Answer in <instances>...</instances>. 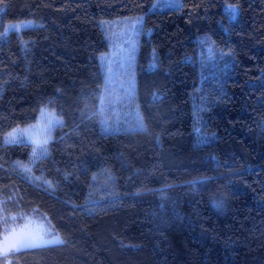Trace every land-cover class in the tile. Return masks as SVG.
Returning a JSON list of instances; mask_svg holds the SVG:
<instances>
[{
  "label": "trees",
  "instance_id": "trees-1",
  "mask_svg": "<svg viewBox=\"0 0 264 264\" xmlns=\"http://www.w3.org/2000/svg\"><path fill=\"white\" fill-rule=\"evenodd\" d=\"M154 1L0 0V33L30 23L0 36V238L30 222L63 240L0 264H264V0ZM125 17H142L145 127L105 134L99 58ZM204 38L228 65L200 80ZM42 106L64 126L29 165L32 145L2 138ZM197 128L214 135L198 143Z\"/></svg>",
  "mask_w": 264,
  "mask_h": 264
},
{
  "label": "rangeland",
  "instance_id": "rangeland-1",
  "mask_svg": "<svg viewBox=\"0 0 264 264\" xmlns=\"http://www.w3.org/2000/svg\"><path fill=\"white\" fill-rule=\"evenodd\" d=\"M157 9L175 8L167 7L166 0H155L149 10ZM137 18L129 19L125 17L114 21L108 38L109 51L101 54L99 58L105 76V87L100 101L101 107L98 112V123L102 131H104L105 127L113 129L114 131L112 132L117 130L139 129L135 125L140 117L133 104V85L136 75L135 59L138 48L137 37L142 27V17H139L141 18L139 22H137ZM29 25L30 23L8 24L5 29H8V31L17 30L15 26H19V29H21ZM221 52L227 55L226 51L215 49L207 39H202L199 47V57L197 59L200 80L217 75V73L223 71L228 65L226 55L222 56ZM53 116L57 118L54 114ZM40 120L41 114L32 126L38 125ZM102 120L104 121L103 125L100 123ZM194 120L196 121V114L194 115ZM210 134L206 131L203 132L199 128L194 129V135L198 143L209 141L211 139ZM4 136L2 138L3 143ZM35 160L32 157L29 165ZM14 229L16 231L46 232L43 225H32L30 222ZM12 230H7L6 233Z\"/></svg>",
  "mask_w": 264,
  "mask_h": 264
},
{
  "label": "snow or ice",
  "instance_id": "snow-or-ice-1",
  "mask_svg": "<svg viewBox=\"0 0 264 264\" xmlns=\"http://www.w3.org/2000/svg\"><path fill=\"white\" fill-rule=\"evenodd\" d=\"M166 6L169 8L181 9L183 8V4L179 3L178 0H166ZM155 7V5H154ZM226 9L232 12L234 15L231 18H235V14L239 12L240 5L236 4H226ZM141 18H137V22H139ZM17 30H19V26H15ZM8 29H5V33H7ZM5 33H0V36L4 35ZM151 30L149 29V34ZM221 55H226L225 53L221 52ZM51 101H49V104ZM41 113V120L38 125L35 126H27L21 127L17 125L15 128H12L10 131L5 133L4 136V143L5 145H25L30 143L32 145V157L35 159L44 158L48 154V147L47 145L52 138V133L55 131L56 126L63 127L64 121L62 119H57L53 116V114L48 110L47 106H42L40 108ZM102 125L104 121L100 122ZM135 127L139 129H143L145 127L143 118H140L137 122ZM113 129L108 127L104 128L105 134H109ZM214 135V133L210 134ZM24 171V173H31L32 169L29 168L27 165H19ZM71 173H65V178H67ZM111 179V177H109ZM39 179V178H37ZM202 181H193V183H200ZM51 186V181H44ZM214 206L217 208L223 207L224 200H214ZM92 211L93 209H89ZM63 243V240H60L59 237L53 236L50 233L40 231V232H33V231H25L20 230L16 231L13 229L10 232H7L2 239H0V255L10 254L13 251H20L24 249H37L46 247L53 243Z\"/></svg>",
  "mask_w": 264,
  "mask_h": 264
},
{
  "label": "crops",
  "instance_id": "crops-1",
  "mask_svg": "<svg viewBox=\"0 0 264 264\" xmlns=\"http://www.w3.org/2000/svg\"><path fill=\"white\" fill-rule=\"evenodd\" d=\"M58 242H56V243H53V244H57Z\"/></svg>",
  "mask_w": 264,
  "mask_h": 264
}]
</instances>
